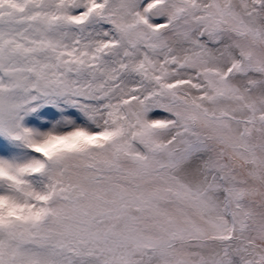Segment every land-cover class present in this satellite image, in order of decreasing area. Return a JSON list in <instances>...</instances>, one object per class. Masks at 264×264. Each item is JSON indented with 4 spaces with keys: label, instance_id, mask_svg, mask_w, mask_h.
Wrapping results in <instances>:
<instances>
[{
    "label": "snow or ice",
    "instance_id": "obj_1",
    "mask_svg": "<svg viewBox=\"0 0 264 264\" xmlns=\"http://www.w3.org/2000/svg\"><path fill=\"white\" fill-rule=\"evenodd\" d=\"M0 264H264V0H0Z\"/></svg>",
    "mask_w": 264,
    "mask_h": 264
}]
</instances>
